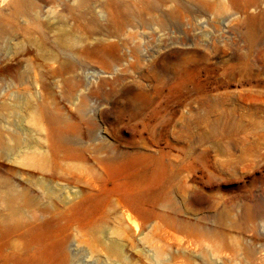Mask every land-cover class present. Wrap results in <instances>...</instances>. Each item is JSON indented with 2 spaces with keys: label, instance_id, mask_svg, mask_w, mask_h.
<instances>
[{
  "label": "rangeland",
  "instance_id": "374dc122",
  "mask_svg": "<svg viewBox=\"0 0 264 264\" xmlns=\"http://www.w3.org/2000/svg\"><path fill=\"white\" fill-rule=\"evenodd\" d=\"M0 264H264V0H0Z\"/></svg>",
  "mask_w": 264,
  "mask_h": 264
},
{
  "label": "bare ground",
  "instance_id": "6f19581e",
  "mask_svg": "<svg viewBox=\"0 0 264 264\" xmlns=\"http://www.w3.org/2000/svg\"><path fill=\"white\" fill-rule=\"evenodd\" d=\"M247 37L252 39V33H251V30L247 33ZM19 255V254H18Z\"/></svg>",
  "mask_w": 264,
  "mask_h": 264
}]
</instances>
